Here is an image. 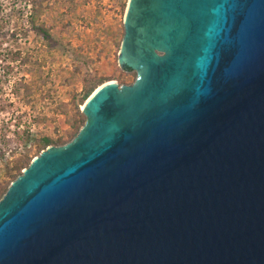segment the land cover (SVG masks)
I'll list each match as a JSON object with an SVG mask.
<instances>
[{"label":"water","instance_id":"water-1","mask_svg":"<svg viewBox=\"0 0 264 264\" xmlns=\"http://www.w3.org/2000/svg\"><path fill=\"white\" fill-rule=\"evenodd\" d=\"M119 63L0 198V264H264V0H129Z\"/></svg>","mask_w":264,"mask_h":264},{"label":"rangeland","instance_id":"rangeland-1","mask_svg":"<svg viewBox=\"0 0 264 264\" xmlns=\"http://www.w3.org/2000/svg\"><path fill=\"white\" fill-rule=\"evenodd\" d=\"M128 4L129 0H0V119L17 129V139L8 133L9 143H0V187L8 188L20 175L18 170L22 173L29 165L24 167L27 160L74 139L85 123L76 133L79 99L87 88L102 80L119 87L135 81L136 72L125 71L119 63ZM32 25L47 28L49 37L43 38ZM5 99L14 106L3 108ZM24 129H29L27 143L21 135ZM42 136L53 141L43 149Z\"/></svg>","mask_w":264,"mask_h":264},{"label":"trees","instance_id":"trees-1","mask_svg":"<svg viewBox=\"0 0 264 264\" xmlns=\"http://www.w3.org/2000/svg\"><path fill=\"white\" fill-rule=\"evenodd\" d=\"M1 25V24H0ZM32 29L35 30V32H37L39 35H41L43 38H48L49 37V31L47 28L43 27V26H36V25H32ZM14 59L16 57H13ZM11 60H14L12 58H10ZM6 69V71H4V73L7 75L8 74V69H9V65H6L4 67ZM4 76V75H3ZM106 80H102L100 81L99 83H97L96 85H93L89 88H87L81 98L79 99V104H83V102L89 97V95L95 90V88L97 86H99L100 84L104 83ZM15 85H14V92L15 94L17 93V80L14 82ZM24 85V84H23ZM26 90L29 91V87L24 85ZM5 103L3 105V108H12L14 106V103L12 101H9L8 99H5L4 100ZM76 110L78 111V113L80 112L79 111V107H78V104L75 106ZM1 109V107H0ZM10 112V111H8ZM80 115H81V121H80V124L76 125V133L77 131L79 130V127L85 122V115L80 112ZM17 127V125H16ZM8 133H11L13 134V136H15V138L17 139V129H10L9 127V120L7 119H0V143H9L10 141V138L8 137ZM72 135L75 136V134ZM21 135L23 137V139H25L26 141H24V143H27L28 142V138H29V129H24L22 130L21 132ZM40 142L42 143V149L47 147L48 145H50L53 141L52 139L49 137V136H42L41 139H40ZM0 160H4V152L2 151V149L0 148ZM29 164V160H27L26 162H24V167H26L27 165ZM5 165L6 167H8V161L6 160L5 161ZM15 169L17 170V166L15 167ZM21 174V171L18 170V175ZM17 173L16 174H13L12 175V178H16L17 176ZM7 190V184H4L0 187V197L4 194V192Z\"/></svg>","mask_w":264,"mask_h":264},{"label":"bare ground","instance_id":"bare-ground-1","mask_svg":"<svg viewBox=\"0 0 264 264\" xmlns=\"http://www.w3.org/2000/svg\"><path fill=\"white\" fill-rule=\"evenodd\" d=\"M108 82H115V81H107V82H104L102 84H100L90 95L89 97L84 101V103L81 105V108L84 107L85 103L88 101V99L95 93L96 90H98L101 86H103L104 84L108 83Z\"/></svg>","mask_w":264,"mask_h":264}]
</instances>
